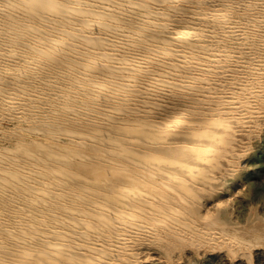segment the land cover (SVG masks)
Wrapping results in <instances>:
<instances>
[{
  "label": "bare ground",
  "instance_id": "6f19581e",
  "mask_svg": "<svg viewBox=\"0 0 264 264\" xmlns=\"http://www.w3.org/2000/svg\"><path fill=\"white\" fill-rule=\"evenodd\" d=\"M261 133L264 0H0V264L243 257Z\"/></svg>",
  "mask_w": 264,
  "mask_h": 264
},
{
  "label": "rangeland",
  "instance_id": "374dc122",
  "mask_svg": "<svg viewBox=\"0 0 264 264\" xmlns=\"http://www.w3.org/2000/svg\"><path fill=\"white\" fill-rule=\"evenodd\" d=\"M248 160V165L250 164L251 166L249 171L242 178L243 196L241 199L237 200L235 203L236 205L231 206L227 209L226 213H224V217L226 216L229 222L236 223L239 229H241L240 227H243L249 220H251V222L259 221V223H264V133H261L259 137L253 141L251 154ZM251 167H253V169H251ZM200 210L201 209H198L197 212L200 213ZM253 243V249L247 250L250 254L248 255V253H246L245 255L244 252L247 251H244L242 252L243 257L242 255L240 257L238 256L239 254H235L234 256L236 258H233V255H230V252L226 249H220V253L218 251L217 254L215 252L208 257L207 255L201 253L200 250L190 249V251H188L189 249H186L182 253L178 254L179 261L177 260L175 263L168 260L165 261L164 259L163 261L161 260V262L156 260V263L153 261L147 264H264V249L262 248L264 247V242L259 241ZM195 250L197 251V255L200 253L198 256H196ZM244 255L250 261L246 260Z\"/></svg>",
  "mask_w": 264,
  "mask_h": 264
}]
</instances>
